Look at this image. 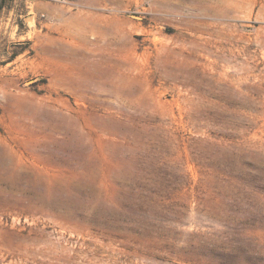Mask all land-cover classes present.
Listing matches in <instances>:
<instances>
[{"label":"rangeland","instance_id":"1","mask_svg":"<svg viewBox=\"0 0 264 264\" xmlns=\"http://www.w3.org/2000/svg\"><path fill=\"white\" fill-rule=\"evenodd\" d=\"M0 4V264H264V0Z\"/></svg>","mask_w":264,"mask_h":264},{"label":"trees","instance_id":"2","mask_svg":"<svg viewBox=\"0 0 264 264\" xmlns=\"http://www.w3.org/2000/svg\"><path fill=\"white\" fill-rule=\"evenodd\" d=\"M0 8H1V4H0Z\"/></svg>","mask_w":264,"mask_h":264}]
</instances>
